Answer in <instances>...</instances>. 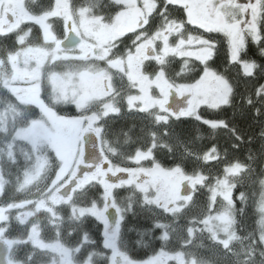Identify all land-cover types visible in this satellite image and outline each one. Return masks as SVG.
I'll list each match as a JSON object with an SVG mask.
<instances>
[{"label": "snow or ice", "instance_id": "snow-or-ice-1", "mask_svg": "<svg viewBox=\"0 0 264 264\" xmlns=\"http://www.w3.org/2000/svg\"><path fill=\"white\" fill-rule=\"evenodd\" d=\"M126 17L134 20L135 27L120 34ZM57 20L60 21L59 34ZM23 23L29 25L23 33L18 29L9 31L7 24H0V37L12 38L16 44V51L6 53L5 58L23 56L25 63L33 65L34 71L39 73L36 77L39 82L33 86L34 100L25 106L31 110L25 118L35 154L30 156V169L23 172L22 187H39L42 183L43 190L42 198L0 205V225L10 223L7 213L14 207L32 204L35 212H29V216L45 213L53 221L57 219L56 209L66 207L69 226L65 234L71 238L77 230L80 232L74 245L59 240L53 243L43 238V225L32 223L29 228L32 238L25 237L28 264L34 261L35 264H95L96 259H104L107 264H179L167 248V241L180 223L178 214L184 211L182 205L198 195L210 214L202 218V223L213 231L212 222L216 221L223 226L225 236H229L231 225L235 223V211L243 215L247 208V193L238 189L253 181L264 185V162L260 168L262 175L252 176L254 159L264 156V128L259 133L258 154L254 157L253 150L249 149L241 161L238 155L241 145L253 144L254 138L245 140L236 125H230L224 118L209 119L201 109L219 113L232 105L235 89L227 76L212 66L221 42L227 58L224 71L237 65L247 79L259 81L264 76L261 73L264 65L248 55L250 46H254L256 55L264 59V0H108L107 4L104 0H85L75 8L71 0H53L41 12H31V19ZM221 23L223 27H218ZM32 26L38 33L36 42L27 43L33 39ZM112 35L114 39L110 38ZM194 41L200 48H207L206 56L185 55L186 51L197 50ZM142 45L146 57L149 49L153 53L145 60L142 73L151 88L158 90L152 106L164 113L155 117L156 126L163 125L160 135H171L170 120L186 118L196 122L195 139L198 141L202 140L199 135L202 126L211 130L209 139L212 141L219 129L230 130L233 138L228 146L221 149L213 142L202 151L193 152L185 140L177 137L175 143L183 152L175 154L171 144L160 148L154 142L153 133L146 146L122 160H114L103 147H96L106 139L104 122L120 112L115 106L105 105L100 111L92 107V102L100 97L87 90V78L100 76L97 62L110 67L113 60L138 54ZM169 49L172 62L180 65L172 72L175 81L168 72ZM161 52L165 53L162 59L158 55ZM49 57L53 64L63 61L64 71L49 69V88L45 93L44 69L48 67ZM190 61L199 66L192 75L186 71ZM100 79L105 81L109 77L100 76ZM161 79L166 82L163 88ZM128 80L135 85L136 94L126 98L127 111L147 113L150 108L144 102L143 84L131 76ZM221 83L224 91L218 96ZM103 91L108 93V84L103 85ZM173 94H178L183 104L169 109ZM242 103L246 109H251L257 122L264 119V82H258L254 92L242 98ZM235 115L233 113V117ZM89 138L93 141L91 158L86 150ZM161 151L172 159L170 166H164L157 158ZM110 152L116 153V149ZM189 162L193 165L191 171L187 170ZM216 164H219L218 169L210 167ZM110 177L116 178L115 181ZM74 194H78V203ZM217 202L224 205L220 212L216 211ZM137 209L149 212L157 209L172 218V222L161 220L152 212L149 228L129 229L137 231V247H150L144 240L146 234L160 241L159 249L152 247L151 254L143 260L134 259L124 245V222L128 215L136 216ZM110 210H114V218H110L113 217ZM260 210L264 211V204ZM60 219H64L63 215ZM90 219L102 225L104 252L97 250L96 241L84 227ZM17 220L24 223L19 217ZM261 226L264 227V217H261ZM48 227L53 228L54 236L60 235L54 224ZM187 231L191 232V228Z\"/></svg>", "mask_w": 264, "mask_h": 264}, {"label": "flooded vegetation", "instance_id": "flooded-vegetation-1", "mask_svg": "<svg viewBox=\"0 0 264 264\" xmlns=\"http://www.w3.org/2000/svg\"><path fill=\"white\" fill-rule=\"evenodd\" d=\"M53 2V0H0V24H7L9 31H15L19 30V32L23 33L24 30L29 26L27 24H24L23 22L26 20L31 19V12L39 13L44 8L50 6V4ZM85 0H71V3L73 7L80 5L81 3H84ZM241 2H245V0H241ZM104 3L107 4L108 0H104ZM56 24V31L57 34L60 33V21H55ZM218 27H223V24L217 25ZM33 27V39L30 41H27V43H35V37L37 33V30H35V27ZM135 27L134 20L129 17V20L125 24L122 23L121 25V31L120 34H122L123 31H131ZM110 38H115L114 35H112ZM26 46V45H25ZM193 46L197 48L196 51L192 52H185V55H192V56H206L207 48H200L199 45L194 41ZM159 47V45H157ZM187 47V46H184ZM252 46H250L251 48ZM249 48L248 55L255 58V56L252 53V50ZM15 52L16 51V44L14 43V40L12 38H4L0 37V162L2 159H6L8 161V155L15 149V142H24L21 139L27 140L26 138H29L28 136V128L29 124L27 119L25 118V114L31 111L30 109L26 108V105H30L34 100V89L33 86L39 82L36 77L39 76V73L37 71H34V66L31 64L25 63V57H15L14 55L8 58H5L6 53L8 52ZM222 51L225 52V47L223 45V42H221V46L217 50V59L219 64H213L212 66L214 68H217L219 71H222L225 76H227L228 80L231 82V67L227 69V71H224V66L227 62V58H225L224 61H222ZM171 50H168V59H169V65H168V72L169 77L175 81L176 77L172 76V72L179 68L180 65L178 62L173 63V57L171 56ZM152 50L149 49L148 56L146 57L144 55V45L141 46V50L138 54L134 56H130L124 60H119L122 65V70L115 69L112 66L108 67L103 64H101L97 69L98 72L101 69L106 68L108 71L107 73H101L100 76H107L109 79L102 81L100 79V76L98 77H92L87 78L86 82V88L87 90L96 95L99 96V99H96L92 102V107L95 103L98 106H101L102 109L105 105L109 106H115L119 112L120 115H113L109 116L107 121H105V127H106V133H107V126L112 123L114 120L120 118L121 116H137L142 117L150 122L153 123L154 128L157 129L155 117L156 115L163 116L164 113L160 112L158 108L153 107L154 104L153 97L157 96L158 90L156 88H151V85L147 78L142 73V68L144 66L145 60L152 56ZM160 58L162 59L165 56V53L161 52L158 54ZM226 56V54H225ZM63 61H58L55 64L52 63V58L49 57L48 61V67L44 69V80H43V87L45 90V93H47L49 88V78H48V71L51 69L52 72H62L63 67ZM150 63V61H149ZM195 61L189 62V68L186 69L188 71L189 75L195 74L198 71V65H196ZM223 65V66H222ZM127 66V68H126ZM234 67V65L232 66ZM221 68V69H220ZM135 70L140 76V81L144 86V102L145 105L149 106L150 111L147 113H140V112H133L129 113L127 111V105L125 103V100L127 97L136 94L135 93V85L130 83L128 80L129 77V71ZM238 73V72H237ZM240 78H245L242 74V70L239 71ZM97 78V81L100 83L101 90L98 93V90L96 91L95 86L93 85L94 79ZM109 85V91L108 93H105L103 91V85L104 84ZM166 82L161 79L160 86L161 88L165 87ZM233 86V85H232ZM235 86V85H234ZM151 88V95H149V89ZM235 88V87H234ZM98 93V94H97ZM223 94V85L220 84L219 88L217 89V95ZM183 104V101H181L178 98V94H173L170 98V104L168 105L169 109H175L177 105ZM157 112V113H155ZM159 112V113H158ZM33 115H35L34 112H32ZM186 118H181L180 121L185 120ZM179 121H172L170 120V124L178 123ZM155 133V139L160 137V141L157 143L158 146L161 148L165 146V140L168 139V137H163L160 135V132L158 130H150L148 133V143L150 140V137L152 134ZM29 141V140H28ZM26 142L27 148L33 151V148L31 147L30 142ZM92 139L89 138L88 144L86 146L87 153H89V158L93 155V149H92ZM97 148L103 147L105 153L112 156L114 160H122L120 156H118V153H112L110 152V149H117L115 145H112V142L110 141V137L107 133L106 139L101 141L100 143H97ZM27 149V150H28ZM26 149H23L22 152H20L19 156H22L21 160L15 159L13 161H10L11 163L21 162L22 163V174L25 170H29L31 167V162L29 161L28 157L26 156ZM34 152V151H33ZM25 156V158H24ZM0 172H1V166H0ZM123 175V174H121ZM23 177V176H22ZM124 178H127L126 176ZM3 178H1L2 180ZM111 180L115 181L116 178H111ZM23 179L18 184V190L14 191L12 193H9L10 195L6 198L4 197L5 193V186L6 183L4 182V179L2 180V188L0 190V205L7 204L9 201H29V200H36L39 198H42V190H43V184L41 183L39 187H37V193L39 194L36 198L31 197L32 192L30 193L28 187H22ZM28 189V192L25 190ZM78 194H74V200L78 203ZM144 211V210H143ZM35 212V207L32 204H25L23 207H14L12 210H10L7 213V216L9 218L10 223L5 225H0V228H3V231H0V242H2L8 250V253L5 256V264H28L27 260L25 259L29 248L27 247V244L25 243V237H28L31 239L32 237L29 234V228L32 223H35L37 226L43 225V238L46 241L50 242H56L57 240L62 241L64 244L67 245H74L78 240L80 236L79 230H77L76 234L69 238L68 235H66V231L68 228V222H67V215H68V209L66 207L58 208L55 211V215L57 216V219L55 220L57 224L52 223V219H45L42 218L43 215H47L45 213H42L40 216H29L28 213ZM110 212L113 213L114 218V210H110ZM149 216L152 217V212L156 213V215L160 218L166 219V217L160 213L157 209H153L152 212H149L148 210H145ZM63 215L64 219L61 220L60 217ZM17 217L20 218V220L24 221V223H20L17 220ZM153 218V217H152ZM46 220V221H45ZM47 224H54L56 228L59 230L60 235L54 236L53 235V228L49 227L47 229ZM85 229L89 232L90 236L94 241H96V248L99 252H104L105 250L102 248V225L98 224V222L94 220H89L85 224ZM96 229V232L95 230ZM95 233H94V232ZM158 243V240H155ZM173 244V245H171ZM124 245L125 241H124ZM158 245V244H157ZM160 247V245H159ZM159 247L157 249H159ZM178 244L174 241L167 242V248H169L170 252L172 254L176 253ZM173 249V250H172ZM127 250L131 251L127 248ZM82 257H78L77 259H80ZM147 258V257H146ZM144 258V259H146ZM175 258H180V255H176ZM135 259V258H134ZM137 260H143V259H137ZM35 264V261L33 262ZM95 264H107V261L104 259H96ZM182 264H185L183 261ZM196 264V262H195Z\"/></svg>", "mask_w": 264, "mask_h": 264}, {"label": "trees", "instance_id": "trees-1", "mask_svg": "<svg viewBox=\"0 0 264 264\" xmlns=\"http://www.w3.org/2000/svg\"><path fill=\"white\" fill-rule=\"evenodd\" d=\"M252 50L255 59L264 65V59L256 55V49L254 46L250 48ZM223 57L222 61L225 60V52L222 51ZM219 64V62H215ZM220 65V64H219ZM223 66V65H222ZM221 69V68H220ZM231 71V81L235 93L232 97V105L229 108L221 110L219 113H213L211 111H205L201 109V113L209 119L224 118L227 119L230 125L237 126V132L240 135L245 137L247 140L248 137L254 138V143L249 145L244 143L240 147L238 153L241 161H244L245 154L249 149L253 150V156L255 157L259 152V145L261 143L259 133L262 128H264V119L260 122H257L251 114V109H246L245 105L242 103V98L248 93L254 92L255 86L258 82H264V76H261L260 80H250L247 78H240L239 74H234V69ZM261 73H264V68L261 69ZM235 85V86H234ZM264 112V108H262ZM235 113V117H233ZM195 121L191 119H185L179 121L178 123H173L169 125L171 135L168 139L165 140V146L169 144L172 145V152L175 154H181L183 148L176 145V138L179 137L186 142V146L193 152L202 151L206 145H209L213 142L217 143L221 149L228 146L232 142L233 133L230 130L219 129L216 132L215 141L209 139L212 135L211 130L206 126H202V130L199 135L202 137V140H196L195 137L197 132L195 130ZM107 133L110 137L112 145L116 146V153L121 158H124L126 155L134 152L139 147H144L148 144V133L150 130H158L153 126V123L137 116H121L120 118L114 120L107 126ZM127 141V143H125ZM231 152V149L229 150ZM164 166H170L173 161L169 156H166L163 151L158 153L157 157ZM20 160V159H19ZM221 161L220 163H222ZM264 162V156H261L260 159H254L252 167L254 171L252 176L255 178L262 175L260 172L261 164ZM1 166V175L3 176L5 186L4 197H8L14 191H17L18 184L23 179L22 174V163L17 162L11 163L6 159H2L0 162ZM193 165L189 162L187 163V170L191 171ZM262 189V185H258L253 181L250 184L245 185L243 189H238V191H245L247 193V208L243 215L237 210L234 213L235 223H234V235L236 240L242 243L245 256L248 257L251 264H264V243L261 241L262 232L259 228V212H258V198L259 193ZM13 194V193H12ZM199 199V198H197ZM241 205L237 203V209ZM152 217L145 212V210L137 209V215L132 216L128 215L126 221L124 222L123 228L125 230L124 241L126 247L131 251V255L135 259H144L151 254V248H158L160 241H155L154 237L150 234L144 236V240L150 243V247H137L135 241L139 239L137 231H129V229H136L138 231L147 229L151 226ZM96 232V229H94ZM94 232V231H93ZM94 232V233H95ZM158 244V245H157ZM210 249V250H209ZM206 251L200 249V254L204 259L207 258V261L212 264H236L234 260L229 256L215 251H211L209 248ZM222 255L225 257H222ZM224 258V261H223Z\"/></svg>", "mask_w": 264, "mask_h": 264}, {"label": "rangeland", "instance_id": "rangeland-1", "mask_svg": "<svg viewBox=\"0 0 264 264\" xmlns=\"http://www.w3.org/2000/svg\"><path fill=\"white\" fill-rule=\"evenodd\" d=\"M127 20H129V17L125 18L123 24H125ZM100 65L101 64L97 62L96 68L99 69L98 67ZM111 66L119 70H122L123 68L119 60H113ZM231 68L234 69V74H239V71L241 70L240 67L237 65H234V67H231ZM62 70L64 71V63H63ZM107 71L108 70L106 68L101 69L99 71V74L101 73L106 74ZM129 76H131L133 80L140 81V76L135 70L131 69L129 71ZM93 85L95 86L96 91L98 90V93H99L101 90V87H100L99 81H97V78L94 79ZM93 106H95L94 109L96 111L102 110V107L99 105L97 106L96 103ZM161 127H163V125H161ZM26 139L27 140L21 139L24 142L14 143L15 149L11 151V153L8 155V161L9 160L13 161L15 159H20V160L23 159L21 158L22 156H19L20 155L19 153L22 152L23 149H26V150L28 149L27 148L28 145L25 143L29 140V138H26ZM159 141H160V137L159 138L157 137L154 142L158 143ZM34 154L35 153L31 149L30 150L28 149L26 151V156L28 157L29 161H30V156ZM210 167L213 169H218L219 164L212 165ZM207 170L208 168H205V171ZM1 178H3V176L1 175V172H0V186H2V180H3V179L1 180ZM1 188L2 187H0V190ZM28 188H30L29 189L30 193L32 192L31 197H34V198H36V196L38 197L39 192L37 193V186L33 185ZM25 191L28 192V189ZM262 204H264V185H262V189L259 193L258 207H257L258 212H259L258 223H259V228L262 232L261 241L264 243V227L261 226V217H264V211L260 210ZM182 206L184 208V211L182 212V214H178L180 223L179 225L176 226V231L171 233L170 240L167 241L168 243L170 241H174L175 243L178 244L179 247H177V249L175 250L176 253L173 255L175 257L176 255H180V258H176L179 261V264H182L183 261L185 262V264H195V262L196 264H212V263H209V261H207V258L204 259L202 257V255L200 254L201 248H202V251L204 250L206 251V249L208 250L209 248H211L212 249L211 251H215L218 253L222 252V254L225 255L226 257L230 256L234 260L233 262H235L236 264H251L249 262L248 257L245 256L242 243L236 240V237L234 235V224L231 225L230 235L225 236L224 232L222 231L223 226L220 223L216 221L212 222V224L214 225L213 231H209V226H206L204 223H202V218H204L206 215H210L205 210L204 200L202 197L198 195L192 201L185 202ZM223 207H224L223 204H221L220 202H217L216 211L217 212L222 211ZM42 218H45L46 220L50 219L48 215H43ZM158 218L162 219L160 217ZM163 220L172 222L171 217H166V219H163ZM52 223L57 224V222L53 220H52ZM189 227L191 228V232L187 231ZM47 229H49L48 226H47ZM223 255L222 257H224ZM224 258H223V261H224Z\"/></svg>", "mask_w": 264, "mask_h": 264}, {"label": "water", "instance_id": "water-1", "mask_svg": "<svg viewBox=\"0 0 264 264\" xmlns=\"http://www.w3.org/2000/svg\"><path fill=\"white\" fill-rule=\"evenodd\" d=\"M7 253V247L2 242H0V264H5V256Z\"/></svg>", "mask_w": 264, "mask_h": 264}]
</instances>
